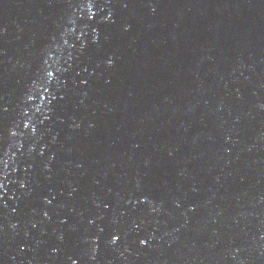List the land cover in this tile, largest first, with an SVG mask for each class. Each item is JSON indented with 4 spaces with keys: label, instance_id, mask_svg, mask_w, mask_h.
<instances>
[{
    "label": "water",
    "instance_id": "water-1",
    "mask_svg": "<svg viewBox=\"0 0 264 264\" xmlns=\"http://www.w3.org/2000/svg\"><path fill=\"white\" fill-rule=\"evenodd\" d=\"M0 264H264V0H0Z\"/></svg>",
    "mask_w": 264,
    "mask_h": 264
}]
</instances>
